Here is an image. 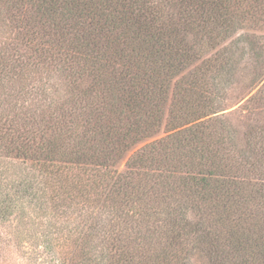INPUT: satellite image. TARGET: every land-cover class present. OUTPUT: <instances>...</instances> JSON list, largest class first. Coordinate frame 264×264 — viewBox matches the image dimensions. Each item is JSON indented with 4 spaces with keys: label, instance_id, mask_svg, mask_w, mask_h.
Returning a JSON list of instances; mask_svg holds the SVG:
<instances>
[{
    "label": "trees",
    "instance_id": "1",
    "mask_svg": "<svg viewBox=\"0 0 264 264\" xmlns=\"http://www.w3.org/2000/svg\"><path fill=\"white\" fill-rule=\"evenodd\" d=\"M249 54L264 0H0V157L82 221L70 264H264V81L222 114Z\"/></svg>",
    "mask_w": 264,
    "mask_h": 264
},
{
    "label": "rangeland",
    "instance_id": "2",
    "mask_svg": "<svg viewBox=\"0 0 264 264\" xmlns=\"http://www.w3.org/2000/svg\"><path fill=\"white\" fill-rule=\"evenodd\" d=\"M257 63L249 54L236 81L223 91L222 114L241 135L249 122L245 103L264 81V66ZM28 173L19 162L0 157V200L4 201L0 207V264H70L83 223L79 217H64L50 204L25 194L27 187L21 181Z\"/></svg>",
    "mask_w": 264,
    "mask_h": 264
}]
</instances>
